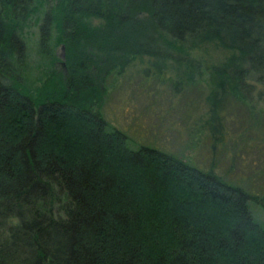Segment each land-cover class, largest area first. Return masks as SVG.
I'll return each mask as SVG.
<instances>
[{
  "label": "trees",
  "instance_id": "16d2710c",
  "mask_svg": "<svg viewBox=\"0 0 264 264\" xmlns=\"http://www.w3.org/2000/svg\"><path fill=\"white\" fill-rule=\"evenodd\" d=\"M32 23L66 68L34 88ZM204 42L230 53L203 70L185 47ZM144 55L178 88L207 73L216 141L228 108L253 107L251 75L264 85V0H0V264H264L256 194L104 118L105 80Z\"/></svg>",
  "mask_w": 264,
  "mask_h": 264
},
{
  "label": "rangeland",
  "instance_id": "374dc122",
  "mask_svg": "<svg viewBox=\"0 0 264 264\" xmlns=\"http://www.w3.org/2000/svg\"><path fill=\"white\" fill-rule=\"evenodd\" d=\"M25 35V83L31 88L38 87L53 67L64 77L65 48L62 49V43L54 45L57 58L52 63L39 51L36 24H30ZM187 47L188 53L200 60L203 70L230 53L228 48L214 42ZM149 59L144 55L123 72L114 70L105 80L101 110L109 126L124 131L132 146L158 147L242 185L259 198L251 201L250 206L255 217L264 223L261 204H264V96L257 95V90L264 89V85L251 75L250 80L256 85L251 100L253 107L238 104L228 108L222 117V132L215 141L209 133L210 112L205 99L207 73L203 71L200 78L185 81L178 88L179 77H175L174 70L164 80L151 71L162 72L170 63L157 60L145 74L143 68L148 66Z\"/></svg>",
  "mask_w": 264,
  "mask_h": 264
},
{
  "label": "water",
  "instance_id": "95a60500",
  "mask_svg": "<svg viewBox=\"0 0 264 264\" xmlns=\"http://www.w3.org/2000/svg\"><path fill=\"white\" fill-rule=\"evenodd\" d=\"M61 47H62V49H64V44H62V46H61Z\"/></svg>",
  "mask_w": 264,
  "mask_h": 264
}]
</instances>
